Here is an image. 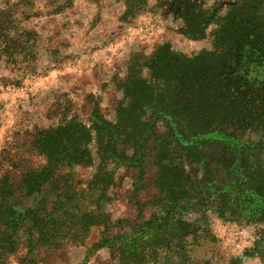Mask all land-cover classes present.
<instances>
[{
  "label": "trees",
  "instance_id": "1",
  "mask_svg": "<svg viewBox=\"0 0 264 264\" xmlns=\"http://www.w3.org/2000/svg\"><path fill=\"white\" fill-rule=\"evenodd\" d=\"M263 2L233 6L215 32L212 52L183 58L163 46L145 62L148 77L139 75L138 63L132 65L118 84L123 98L112 121L93 110L89 125L69 120L37 131L33 146L44 164L27 171L17 191L1 182L0 264L17 248L24 250L17 264H42L35 258L40 251L82 245L95 227L102 230L91 251L106 246L119 264H215L211 257L191 258L192 247L216 240L208 212L225 223L261 225L252 251L260 252ZM146 3L140 0L135 9L142 11ZM192 8L183 0L174 9L185 33L199 38L204 26ZM246 131L260 132L263 139H243ZM150 154L156 194L146 202L135 195L136 216L110 222L105 206L115 173L137 170L142 181ZM76 167L95 169L85 185L72 176ZM147 208L154 212L145 218ZM118 227H130V233L110 235ZM222 264L241 260L229 257Z\"/></svg>",
  "mask_w": 264,
  "mask_h": 264
},
{
  "label": "rangeland",
  "instance_id": "2",
  "mask_svg": "<svg viewBox=\"0 0 264 264\" xmlns=\"http://www.w3.org/2000/svg\"><path fill=\"white\" fill-rule=\"evenodd\" d=\"M181 1L147 0L139 11L135 7L140 0H0V189L5 179L17 191L24 174L44 164L33 146L37 131L69 120L89 125L93 110L112 121L123 98L118 84L132 65L138 63L139 75L148 77L145 62L163 46L183 58L212 52L215 32L244 0H189L204 26L199 38L188 36L184 20L176 15L174 8ZM243 139L263 138L260 132L246 131ZM151 154L142 181L137 170L120 168L115 173L105 206L110 222L136 216L135 195L146 202L156 194ZM259 156L264 161V151ZM70 172L84 184L95 169L76 167ZM153 212L147 208L144 217ZM207 216L216 240L192 247L191 258L211 257L222 264L235 257L241 264H264V246L252 252L261 225L225 223L211 212ZM101 230L92 228L82 245L40 251L35 258L42 264H119L106 246L91 251ZM130 230L118 227L110 235ZM22 256L24 250L17 248L3 264H17Z\"/></svg>",
  "mask_w": 264,
  "mask_h": 264
}]
</instances>
